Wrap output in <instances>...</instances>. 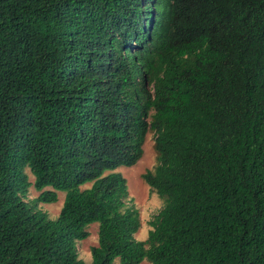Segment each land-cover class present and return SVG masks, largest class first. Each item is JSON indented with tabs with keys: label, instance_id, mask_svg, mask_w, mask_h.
Listing matches in <instances>:
<instances>
[{
	"label": "trees",
	"instance_id": "16d2710c",
	"mask_svg": "<svg viewBox=\"0 0 264 264\" xmlns=\"http://www.w3.org/2000/svg\"><path fill=\"white\" fill-rule=\"evenodd\" d=\"M94 223L90 264H264V0H0V264H85Z\"/></svg>",
	"mask_w": 264,
	"mask_h": 264
},
{
	"label": "rangeland",
	"instance_id": "374dc122",
	"mask_svg": "<svg viewBox=\"0 0 264 264\" xmlns=\"http://www.w3.org/2000/svg\"><path fill=\"white\" fill-rule=\"evenodd\" d=\"M156 151L154 148V136L152 133H148L143 145V155L141 159L133 167L126 168L121 167L116 171L119 172L126 180L128 197L126 199L128 205H133L139 212L140 219V229L134 235L137 241H144L147 238L150 227L148 223L153 219L154 216L163 207V201L152 192L149 187L143 182L141 176L147 171H153L156 166ZM28 175L29 181L33 183L34 178L29 173V170L25 169ZM91 184H86L83 188H90ZM33 188L29 189L27 196L28 201L34 200L38 196ZM58 201L54 204H38V207L47 213L50 219H56L59 215L65 194L58 192ZM87 232L89 234L88 238L77 242V252L78 258L81 259L85 264L91 263V253L92 247L97 245V231L98 224L94 223L87 227ZM141 264H149L146 261Z\"/></svg>",
	"mask_w": 264,
	"mask_h": 264
}]
</instances>
